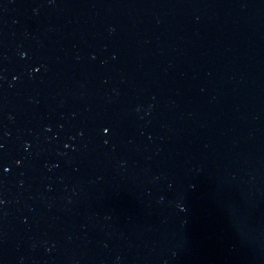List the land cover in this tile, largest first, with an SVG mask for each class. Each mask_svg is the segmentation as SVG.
<instances>
[{
	"label": "water",
	"instance_id": "95a60500",
	"mask_svg": "<svg viewBox=\"0 0 264 264\" xmlns=\"http://www.w3.org/2000/svg\"><path fill=\"white\" fill-rule=\"evenodd\" d=\"M0 264H264V0H0Z\"/></svg>",
	"mask_w": 264,
	"mask_h": 264
}]
</instances>
